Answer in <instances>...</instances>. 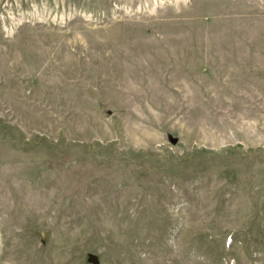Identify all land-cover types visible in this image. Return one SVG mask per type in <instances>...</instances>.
<instances>
[{
    "label": "rangeland",
    "instance_id": "374dc122",
    "mask_svg": "<svg viewBox=\"0 0 264 264\" xmlns=\"http://www.w3.org/2000/svg\"><path fill=\"white\" fill-rule=\"evenodd\" d=\"M0 264H264V0H0Z\"/></svg>",
    "mask_w": 264,
    "mask_h": 264
},
{
    "label": "water",
    "instance_id": "95a60500",
    "mask_svg": "<svg viewBox=\"0 0 264 264\" xmlns=\"http://www.w3.org/2000/svg\"><path fill=\"white\" fill-rule=\"evenodd\" d=\"M106 112H110L108 108H104ZM166 138L168 143H174L175 140H177V136L172 135L171 133L169 134L168 132L166 133ZM38 234L40 236V241L44 238L45 236V230L38 231ZM88 260L92 261V263H96L97 258L96 255H93L92 253L89 254Z\"/></svg>",
    "mask_w": 264,
    "mask_h": 264
}]
</instances>
